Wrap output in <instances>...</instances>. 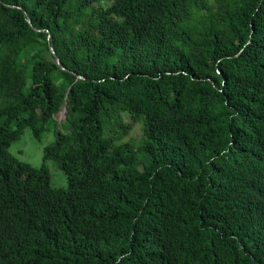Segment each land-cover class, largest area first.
Instances as JSON below:
<instances>
[{"label":"trees","instance_id":"16d2710c","mask_svg":"<svg viewBox=\"0 0 264 264\" xmlns=\"http://www.w3.org/2000/svg\"><path fill=\"white\" fill-rule=\"evenodd\" d=\"M0 264H264V0H0Z\"/></svg>","mask_w":264,"mask_h":264},{"label":"rangeland","instance_id":"374dc122","mask_svg":"<svg viewBox=\"0 0 264 264\" xmlns=\"http://www.w3.org/2000/svg\"><path fill=\"white\" fill-rule=\"evenodd\" d=\"M63 121L65 117L59 115L58 118ZM143 130L139 124H137L127 140H134L136 143H140ZM54 141V128L42 137L40 141L36 140L32 132L27 130L20 140L14 142L9 151L18 160L27 162L36 168H41L44 164L48 168L50 174V184L53 188H65L68 185V180L63 171L52 161L44 162V149L46 146Z\"/></svg>","mask_w":264,"mask_h":264},{"label":"water","instance_id":"95a60500","mask_svg":"<svg viewBox=\"0 0 264 264\" xmlns=\"http://www.w3.org/2000/svg\"><path fill=\"white\" fill-rule=\"evenodd\" d=\"M28 22L31 24L30 19H28ZM51 52L55 56L57 64L61 65V62H60V60H59L58 56L56 55L55 50L53 48H51ZM65 113H66V108L59 115H62L63 117H65Z\"/></svg>","mask_w":264,"mask_h":264}]
</instances>
